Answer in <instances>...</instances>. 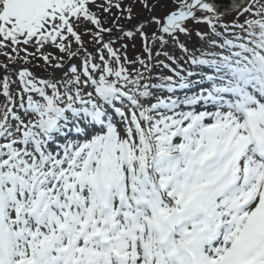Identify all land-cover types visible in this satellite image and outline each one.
<instances>
[{
	"label": "snow or ice",
	"instance_id": "1",
	"mask_svg": "<svg viewBox=\"0 0 264 264\" xmlns=\"http://www.w3.org/2000/svg\"><path fill=\"white\" fill-rule=\"evenodd\" d=\"M0 264H264V0H0Z\"/></svg>",
	"mask_w": 264,
	"mask_h": 264
},
{
	"label": "rangeland",
	"instance_id": "2",
	"mask_svg": "<svg viewBox=\"0 0 264 264\" xmlns=\"http://www.w3.org/2000/svg\"><path fill=\"white\" fill-rule=\"evenodd\" d=\"M137 11H139V9H137Z\"/></svg>",
	"mask_w": 264,
	"mask_h": 264
}]
</instances>
